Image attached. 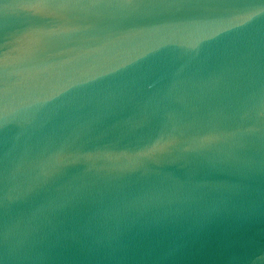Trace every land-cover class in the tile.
<instances>
[{
  "label": "water",
  "instance_id": "95a60500",
  "mask_svg": "<svg viewBox=\"0 0 264 264\" xmlns=\"http://www.w3.org/2000/svg\"><path fill=\"white\" fill-rule=\"evenodd\" d=\"M0 264H264V0H0Z\"/></svg>",
  "mask_w": 264,
  "mask_h": 264
}]
</instances>
